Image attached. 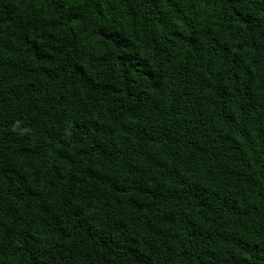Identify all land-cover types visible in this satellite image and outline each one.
Wrapping results in <instances>:
<instances>
[{"label": "trees", "instance_id": "1", "mask_svg": "<svg viewBox=\"0 0 264 264\" xmlns=\"http://www.w3.org/2000/svg\"><path fill=\"white\" fill-rule=\"evenodd\" d=\"M0 264H264V0H0Z\"/></svg>", "mask_w": 264, "mask_h": 264}]
</instances>
